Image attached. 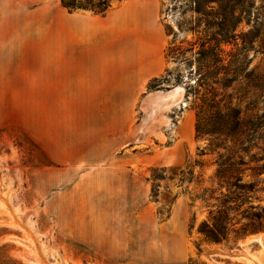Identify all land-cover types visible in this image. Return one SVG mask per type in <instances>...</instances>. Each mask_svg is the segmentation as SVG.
I'll list each match as a JSON object with an SVG mask.
<instances>
[{
    "label": "rangeland",
    "instance_id": "1",
    "mask_svg": "<svg viewBox=\"0 0 264 264\" xmlns=\"http://www.w3.org/2000/svg\"><path fill=\"white\" fill-rule=\"evenodd\" d=\"M143 1L157 8L158 35L128 11L117 28L98 31L96 53L111 56L120 76L157 54L163 71L134 93L120 83L113 93L69 94L47 77L49 55L62 50L51 39L64 37L62 14H93L59 0H0V264H39L35 256L41 264H264V50L254 42L247 77L218 88L239 111L238 131L198 135L196 109L209 89L195 65L166 56L196 41L179 27L192 14L183 0ZM93 102L118 109H87ZM66 137L132 141L103 159L68 156ZM203 223L225 239L206 238Z\"/></svg>",
    "mask_w": 264,
    "mask_h": 264
},
{
    "label": "trees",
    "instance_id": "2",
    "mask_svg": "<svg viewBox=\"0 0 264 264\" xmlns=\"http://www.w3.org/2000/svg\"><path fill=\"white\" fill-rule=\"evenodd\" d=\"M183 1L182 12H190L192 15L191 21L179 27L197 35V39L186 48L168 47L166 56L177 63L195 65L200 75L198 81H202L199 85L209 89L210 95L206 93L197 105L196 133H228L229 125L237 130L240 126L239 111L230 103H224L222 98H217L218 88H225L247 77L244 53L253 48L254 42L257 41L264 50V0ZM59 2L68 10L89 11L103 16L112 7L114 0ZM241 25L246 28H241ZM226 46H232V49L227 51ZM187 52L190 58L184 56ZM225 56L229 57L227 62ZM199 232L215 242L225 239L215 223L212 226L203 223Z\"/></svg>",
    "mask_w": 264,
    "mask_h": 264
},
{
    "label": "crops",
    "instance_id": "3",
    "mask_svg": "<svg viewBox=\"0 0 264 264\" xmlns=\"http://www.w3.org/2000/svg\"><path fill=\"white\" fill-rule=\"evenodd\" d=\"M60 4V2H59ZM153 2L147 3L143 0H126L124 5L116 10L108 9L105 15H87L81 12H66L62 14L63 34L62 38H52L51 45H61L62 50L59 53H52L55 64L48 65L47 77L54 80L50 82L54 86H60V92L76 93H113L118 90L120 83L126 87H131V93L135 92V87L143 86L148 79L159 75L164 69V58L157 54V57L151 62L150 67L141 69L138 73H129L121 75L118 70L117 62L114 63L111 56L107 55L103 59L96 53L98 47V38L96 34L105 25H110V29L117 28L119 16L128 11L134 14V22L140 25V28L147 30L152 40L160 31V20L157 8H154ZM60 8H64L60 4ZM140 17V18H139ZM74 33L76 38H67L66 34ZM55 51V48L53 49ZM51 61V60H48ZM87 109L115 111L118 105L110 102H93ZM133 107V105H130ZM129 108V105L126 106ZM109 120H118V113L110 112ZM110 120V121H111ZM113 122V121H112ZM110 122V124H113ZM33 138V137H32ZM48 143V149L51 148L50 137L45 139ZM36 141L42 146L44 139L37 137ZM55 141L59 140L55 138ZM132 141L130 137H66L64 149L71 153L70 157H100L109 159L113 157L125 144ZM47 148V147H46Z\"/></svg>",
    "mask_w": 264,
    "mask_h": 264
},
{
    "label": "bare ground",
    "instance_id": "4",
    "mask_svg": "<svg viewBox=\"0 0 264 264\" xmlns=\"http://www.w3.org/2000/svg\"><path fill=\"white\" fill-rule=\"evenodd\" d=\"M258 240H259V242H260L262 248L264 249V234H261V235L259 236ZM34 261H36L37 263L41 264V262H40L41 260H40V258H39L38 256H35V257H34Z\"/></svg>",
    "mask_w": 264,
    "mask_h": 264
}]
</instances>
